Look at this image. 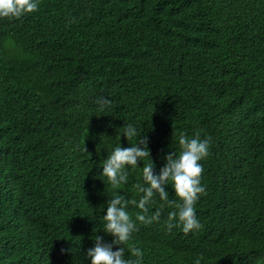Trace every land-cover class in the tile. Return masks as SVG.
I'll return each instance as SVG.
<instances>
[{
    "label": "trees",
    "instance_id": "1",
    "mask_svg": "<svg viewBox=\"0 0 264 264\" xmlns=\"http://www.w3.org/2000/svg\"><path fill=\"white\" fill-rule=\"evenodd\" d=\"M128 123L156 173L181 133L211 146L202 227L169 230L178 209L154 197L161 218L137 222L126 258L137 247L143 264H264V0H39L0 18V264H89L96 236L112 242L100 174L134 142ZM140 181L134 170L119 190L133 219Z\"/></svg>",
    "mask_w": 264,
    "mask_h": 264
},
{
    "label": "clouds",
    "instance_id": "2",
    "mask_svg": "<svg viewBox=\"0 0 264 264\" xmlns=\"http://www.w3.org/2000/svg\"><path fill=\"white\" fill-rule=\"evenodd\" d=\"M38 7L39 0H0V18H21L37 11ZM97 104L103 111L109 108L111 100L101 96ZM121 134L128 142H134L129 143L130 147L127 148L115 146L103 161L100 174L114 190L113 198L108 199L105 215L101 218L104 222L102 231L114 239L108 244L103 243L102 237L96 236L94 247L88 249L85 255L89 264H143V250L131 247L130 252L134 258L129 259L126 258L124 245L128 244L133 233L137 231V222L144 224L159 222L163 205L148 215V206L157 196L166 204H175L178 209L168 215L169 230L180 227L183 232L189 233L202 227L195 206L200 196L206 192L201 182L204 171L201 161L210 154L211 137L202 138L199 132L191 138L186 133L179 134L177 137L179 154L175 151L170 152L166 156L165 165L156 173L146 138L137 140L141 135L137 126L128 123L123 126ZM140 162L143 164L142 167H138ZM134 170H140L141 175V181L133 185L139 199L131 200V203L140 210L136 213L135 219L128 211L129 200L119 191L128 185L129 174ZM169 182L179 203L169 199V194L165 190ZM196 264H200V261L197 260Z\"/></svg>",
    "mask_w": 264,
    "mask_h": 264
}]
</instances>
